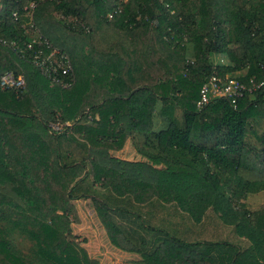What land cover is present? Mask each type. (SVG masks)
I'll return each mask as SVG.
<instances>
[{"label":"trees","instance_id":"1","mask_svg":"<svg viewBox=\"0 0 264 264\" xmlns=\"http://www.w3.org/2000/svg\"><path fill=\"white\" fill-rule=\"evenodd\" d=\"M2 1L0 78L23 74L26 88L0 85V264H98L72 230L73 201L88 197L116 246L154 262L264 264V203H249L264 192V0ZM31 23L70 56V87L1 41L24 45ZM215 69L263 83L199 108ZM128 137L194 171L112 156ZM159 205L175 221L153 224ZM119 210L160 234L153 249L128 236Z\"/></svg>","mask_w":264,"mask_h":264},{"label":"crops","instance_id":"2","mask_svg":"<svg viewBox=\"0 0 264 264\" xmlns=\"http://www.w3.org/2000/svg\"><path fill=\"white\" fill-rule=\"evenodd\" d=\"M3 8L4 5L2 3V0H0V12L3 10ZM165 126L166 121L158 117V120H156V127L161 128ZM110 154L114 157L127 161L146 162L159 169L184 172L194 171V167L189 164L168 160L160 156H151L147 153L139 151L135 147L131 137H128L126 139L122 148L111 149ZM73 202L78 210V214L80 217L79 222L72 223L73 233L77 235L80 240H82V244H84L83 242H86V240L82 239L79 232H82L87 236L94 235L96 238H98L99 243L97 245H90L88 243V239L86 242L88 243V245H84L92 257L98 259L100 254H103L105 253V251H107L110 259L115 258L113 261H108V264L110 262H112L111 264H114V262L118 260V255H122L125 258H128V264H160L143 257L140 252L133 250H124L116 246L108 235V231L99 216L93 198H79L75 199ZM157 210L158 211L156 212V210L154 209L155 213L153 214V224L162 225L165 217H169L171 220L175 221L174 215H168L164 207H161L159 205L157 207ZM113 216L116 219L117 223L123 229H125L128 236L132 240L142 243V240L144 239V245L143 243L141 245L142 247H144V249L149 251L150 249H153L158 243L160 234L146 230L144 226H141L140 222H138V220L135 218L136 215H134L133 213L121 212V210H119L114 211ZM187 236L189 239H196L198 236L197 227L191 230ZM99 263L100 261L98 260V264Z\"/></svg>","mask_w":264,"mask_h":264},{"label":"built area","instance_id":"3","mask_svg":"<svg viewBox=\"0 0 264 264\" xmlns=\"http://www.w3.org/2000/svg\"><path fill=\"white\" fill-rule=\"evenodd\" d=\"M35 6L36 2H31L24 9L32 16ZM14 15L17 18L18 12L15 11ZM31 27L34 28L35 35L24 45L15 40L9 43L6 39H1V41L9 45L15 53L37 66L52 84L63 88L70 87L75 82V72L70 56L60 48L53 47L47 38H43L34 23H31ZM220 60L224 59L220 58ZM262 83L256 82L253 78L248 82L229 73L223 76L218 69H215L202 85L198 107L205 106L214 98H228L235 104L246 91H253ZM0 85L4 89H14L20 94L25 91L26 79L23 74L17 75L13 71H7L1 76Z\"/></svg>","mask_w":264,"mask_h":264},{"label":"rangeland","instance_id":"4","mask_svg":"<svg viewBox=\"0 0 264 264\" xmlns=\"http://www.w3.org/2000/svg\"><path fill=\"white\" fill-rule=\"evenodd\" d=\"M2 3H3V1H2ZM3 5H4V3H3ZM58 16H60L59 13H58ZM220 58H221V55L217 54L215 61H217V60L221 61ZM222 61H224V60H222ZM245 72H246V70H242L240 72L235 73L234 75H237L240 73H245ZM53 126L55 128H59V124L55 123V124H53ZM89 203H90V200H89ZM249 203H251L250 205H252L253 207H256L257 205L263 204L264 203V192L251 195L249 198ZM79 234L81 235L82 239L86 240V242L88 239V243L90 245H92V244L97 245L99 243L98 238H96L94 235L87 236L86 234H83L82 232H79ZM86 242H83L84 243L83 245H85V246L88 245V243H86ZM114 259L115 258H112V259L109 258L107 251H105V253H103V254H100L98 257V260L100 261L99 264H108V261H113ZM126 259L128 260V258H126ZM111 263L112 262H110L109 264H111ZM126 264H128V263H126Z\"/></svg>","mask_w":264,"mask_h":264},{"label":"clouds","instance_id":"5","mask_svg":"<svg viewBox=\"0 0 264 264\" xmlns=\"http://www.w3.org/2000/svg\"><path fill=\"white\" fill-rule=\"evenodd\" d=\"M253 211L259 210V209H252Z\"/></svg>","mask_w":264,"mask_h":264}]
</instances>
